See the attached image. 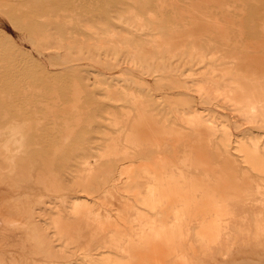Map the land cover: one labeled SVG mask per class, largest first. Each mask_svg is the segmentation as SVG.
Segmentation results:
<instances>
[{
  "label": "rangeland",
  "instance_id": "rangeland-1",
  "mask_svg": "<svg viewBox=\"0 0 264 264\" xmlns=\"http://www.w3.org/2000/svg\"><path fill=\"white\" fill-rule=\"evenodd\" d=\"M0 114V264H264V0H0Z\"/></svg>",
  "mask_w": 264,
  "mask_h": 264
},
{
  "label": "bare ground",
  "instance_id": "bare-ground-1",
  "mask_svg": "<svg viewBox=\"0 0 264 264\" xmlns=\"http://www.w3.org/2000/svg\"><path fill=\"white\" fill-rule=\"evenodd\" d=\"M210 88V87H209ZM238 99V98H237ZM9 109V108H8ZM193 113V112H192ZM194 115H196V113L194 114ZM198 115H199V113H198ZM198 115L196 116V120H197V122H199L198 120H199V117H198ZM181 116H182V114H181ZM4 114L2 115V114H0V119L3 121V120H5L4 119ZM183 117V116H182ZM185 117V121H186V116H184ZM189 117V116H188ZM193 117V116H192ZM191 117V118H192ZM190 118V119H191ZM194 118V117H193ZM192 118V119H193ZM180 120V119H179ZM183 120V121H184ZM181 121V120H180ZM179 121V122H180ZM187 122V121H186ZM172 127H174V125H172ZM1 126H0V130H1ZM174 129H175V127H174ZM12 146H14V142L13 141H9L5 136H3V135H0V155H2L5 151H6V149L8 150V149H10ZM153 191H154V188L152 187V186H149V187H147V196H151L152 194H153ZM57 219V218H56ZM59 219V218H58ZM58 219H57V221L55 222V221H53V222H55L56 223V225H58ZM3 221V220H2ZM215 228V230H217V231H223V229L220 227V226H218V225H216L215 224V226H214ZM203 231V230H202ZM143 239H144V237H143ZM141 241H142V239H141ZM144 242V241H143Z\"/></svg>",
  "mask_w": 264,
  "mask_h": 264
}]
</instances>
